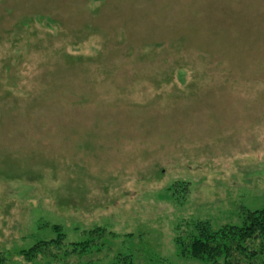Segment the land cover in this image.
<instances>
[{"label": "rangeland", "instance_id": "1", "mask_svg": "<svg viewBox=\"0 0 264 264\" xmlns=\"http://www.w3.org/2000/svg\"><path fill=\"white\" fill-rule=\"evenodd\" d=\"M260 209L264 0H0V264H210Z\"/></svg>", "mask_w": 264, "mask_h": 264}, {"label": "trees", "instance_id": "2", "mask_svg": "<svg viewBox=\"0 0 264 264\" xmlns=\"http://www.w3.org/2000/svg\"><path fill=\"white\" fill-rule=\"evenodd\" d=\"M187 241L177 238L181 257L210 264H264V209L246 211L240 226L224 225L213 231L208 223L195 224ZM57 239L40 243L24 254L32 255L51 243L60 244L63 236L55 228ZM126 260V261H125ZM122 264H129L125 258Z\"/></svg>", "mask_w": 264, "mask_h": 264}]
</instances>
